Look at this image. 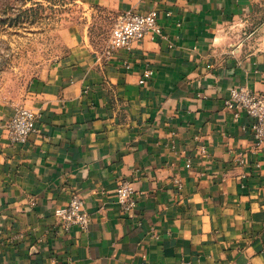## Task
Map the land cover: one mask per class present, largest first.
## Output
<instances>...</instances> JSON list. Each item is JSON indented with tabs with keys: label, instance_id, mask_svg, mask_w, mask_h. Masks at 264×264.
I'll use <instances>...</instances> for the list:
<instances>
[{
	"label": "crops",
	"instance_id": "obj_1",
	"mask_svg": "<svg viewBox=\"0 0 264 264\" xmlns=\"http://www.w3.org/2000/svg\"><path fill=\"white\" fill-rule=\"evenodd\" d=\"M85 1L157 9L161 36L109 57L73 36L29 84L23 144L4 131L13 109L0 111V264H264V148L224 107L233 86L264 92V0ZM73 195L85 230L53 216Z\"/></svg>",
	"mask_w": 264,
	"mask_h": 264
},
{
	"label": "rangeland",
	"instance_id": "obj_2",
	"mask_svg": "<svg viewBox=\"0 0 264 264\" xmlns=\"http://www.w3.org/2000/svg\"><path fill=\"white\" fill-rule=\"evenodd\" d=\"M114 17L85 0H0V111L23 105L31 81L67 55L73 36L101 52Z\"/></svg>",
	"mask_w": 264,
	"mask_h": 264
},
{
	"label": "built area",
	"instance_id": "obj_3",
	"mask_svg": "<svg viewBox=\"0 0 264 264\" xmlns=\"http://www.w3.org/2000/svg\"><path fill=\"white\" fill-rule=\"evenodd\" d=\"M166 15L169 16L170 13ZM159 17L157 9L146 13L124 11L115 16L104 48L105 56L109 57L119 49H130L133 43L147 36H161ZM151 75V70H144L138 83H146ZM224 107L233 113L234 118H238L243 112L247 115L250 119L253 146L256 149L264 148V92L251 91L245 86H233L229 90V97L224 101ZM36 118L35 110L22 105L15 106L4 127L8 141L11 144L25 143L29 135L35 131ZM200 151L204 153L205 148L201 146ZM185 166L190 167V162L187 161ZM115 193L121 211L131 212L135 207V190L132 183L129 180L120 179ZM53 216L66 231L73 226L85 230L90 221L83 201L78 195H73L66 205L54 209Z\"/></svg>",
	"mask_w": 264,
	"mask_h": 264
}]
</instances>
